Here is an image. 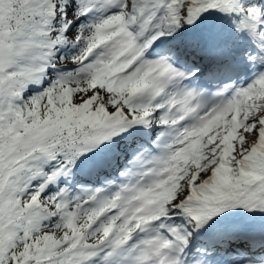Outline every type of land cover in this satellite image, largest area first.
Returning a JSON list of instances; mask_svg holds the SVG:
<instances>
[{
	"label": "snow or ice",
	"instance_id": "obj_1",
	"mask_svg": "<svg viewBox=\"0 0 264 264\" xmlns=\"http://www.w3.org/2000/svg\"><path fill=\"white\" fill-rule=\"evenodd\" d=\"M0 264H264V0H0Z\"/></svg>",
	"mask_w": 264,
	"mask_h": 264
}]
</instances>
